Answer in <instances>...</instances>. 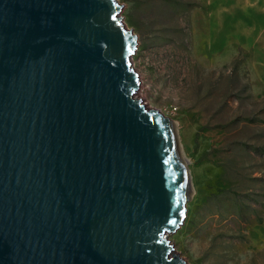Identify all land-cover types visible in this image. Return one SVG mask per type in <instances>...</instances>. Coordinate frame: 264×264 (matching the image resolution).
<instances>
[{"label": "water", "instance_id": "obj_1", "mask_svg": "<svg viewBox=\"0 0 264 264\" xmlns=\"http://www.w3.org/2000/svg\"><path fill=\"white\" fill-rule=\"evenodd\" d=\"M119 9L0 0V264H186L178 146Z\"/></svg>", "mask_w": 264, "mask_h": 264}, {"label": "rangeland", "instance_id": "obj_2", "mask_svg": "<svg viewBox=\"0 0 264 264\" xmlns=\"http://www.w3.org/2000/svg\"><path fill=\"white\" fill-rule=\"evenodd\" d=\"M117 2L137 36L136 95L176 123L194 188L174 251L264 264V0Z\"/></svg>", "mask_w": 264, "mask_h": 264}, {"label": "bare ground", "instance_id": "obj_3", "mask_svg": "<svg viewBox=\"0 0 264 264\" xmlns=\"http://www.w3.org/2000/svg\"><path fill=\"white\" fill-rule=\"evenodd\" d=\"M169 123V126H170V129L172 128H174V132L176 133V134H174L175 135V138H176V143H177V145H178V135H177V130H176V123L175 122H168ZM171 131H173V130H171ZM173 133V132H172ZM179 147V146H178ZM183 156V155H182ZM183 160V158L181 157V161ZM184 163L185 162H183L182 161V165H183V171H184V173H185V183H186V191H187V197H189V196H191L192 195V193H193V190H194V188H193V185H192V183H191V179H190V174H189V171H188V169H187V167L184 165Z\"/></svg>", "mask_w": 264, "mask_h": 264}, {"label": "snow or ice", "instance_id": "obj_4", "mask_svg": "<svg viewBox=\"0 0 264 264\" xmlns=\"http://www.w3.org/2000/svg\"><path fill=\"white\" fill-rule=\"evenodd\" d=\"M114 19H115V17H114ZM172 223L174 224V223H175V221H172Z\"/></svg>", "mask_w": 264, "mask_h": 264}]
</instances>
